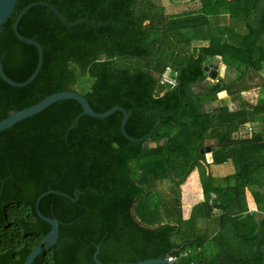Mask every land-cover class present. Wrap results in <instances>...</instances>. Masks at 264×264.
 <instances>
[{
  "label": "trees",
  "instance_id": "1",
  "mask_svg": "<svg viewBox=\"0 0 264 264\" xmlns=\"http://www.w3.org/2000/svg\"><path fill=\"white\" fill-rule=\"evenodd\" d=\"M36 1L68 23L87 21L65 25L44 6L21 16L17 32L41 46V65L20 87L0 78V119L73 90L95 112L123 108L132 137L159 123L144 140L155 145L143 146L122 134L119 111L93 117L62 99L1 130L0 221L16 222V230H0L1 263L15 252L21 264L27 254L13 239L30 245L49 230L34 202L51 189L38 210L58 221L57 249L31 264H95L96 245L101 263L172 256V264H264V0H198L197 9L169 13L161 0H16L0 25V62L13 81L25 80L37 62L35 47L12 31L17 14ZM222 12L243 30L221 25ZM215 55L233 74L205 82L203 66ZM256 88L254 103L242 98ZM221 90L235 109L204 111ZM246 122H256L250 135L234 137ZM206 140H213L211 162L199 152ZM225 161L232 172L213 185L205 167ZM195 168L201 189L222 197L192 205L181 219L174 211L179 185ZM245 188L263 213L258 221L247 213ZM213 209L220 214L212 219ZM200 220H217L212 235L199 231ZM209 240L217 245L212 257Z\"/></svg>",
  "mask_w": 264,
  "mask_h": 264
},
{
  "label": "water",
  "instance_id": "2",
  "mask_svg": "<svg viewBox=\"0 0 264 264\" xmlns=\"http://www.w3.org/2000/svg\"><path fill=\"white\" fill-rule=\"evenodd\" d=\"M15 3H16V0H0V25L9 16V14L12 11ZM32 6L47 7L65 25L73 26V25H76L82 21H87V19H83V20H78V21L72 22V23H68L64 20V18L58 13V11L56 9H54L52 6H50L46 2L36 1V2H32L28 5H26L15 17L13 24H12V31L18 39H20L21 41L28 43V44L35 47V49L37 51V62H36V65H35L33 71L31 72V74L23 81H13L9 77H7L2 70V64L0 62V78L4 82H6L7 84L15 86V87H20V86L26 85L29 81H31L35 77V75L37 74V72L40 68V65H41V60H42L41 46L35 40L28 38V37H25V36H22L17 32V24H18L19 19ZM92 23L94 24V22H92ZM217 69H218V66L215 64H212V63H207L206 65L203 66V71L207 73V79L208 80L211 79V81L218 74ZM207 79H205V80H207ZM62 99H72V100L77 101L82 108V113L88 114V115L93 116V117L102 118V117L108 116L109 114H111L114 111H119L122 115L121 120H120V130L125 137H127L129 140H131L133 142H143L142 143L143 146H146V145L154 146L155 145L154 142L145 143L144 140L146 137H148L152 133V131L158 125V123H159L158 118L156 120V123L152 126V128L146 134H144L140 137H132V136L128 135L124 130V125H125V122H126V119L129 115V113L126 112L123 108H121L119 106H113L104 112H101V113L95 112L91 109V107L89 106L86 99L82 95L76 93L73 90H64V91H58V92L51 93V94L43 97L41 100H39L38 102H36L30 106L24 107V108L16 110V111L9 112L7 114V116L0 119V131L10 127L11 125L16 123L17 121H19V120H21L27 116H30L34 113L39 112L40 110H42L43 108H45L46 106L51 104L52 102H55L57 100H62ZM224 105L227 106V108L229 110L235 109V105H234V103L231 102L226 91L221 90V91L216 93L215 99H211L210 101L205 102L203 104V107H204V111L210 112V111H214V110H216V109H218ZM150 111H154V110L150 109ZM163 141L164 140H161L160 143H163ZM199 152L201 154H204L206 162H211L212 159H211L210 145H207V144L203 145L202 147L199 148ZM52 192H54V191L51 189L42 192L41 194H39V196L36 198V200L34 202L35 213L37 214V216L41 220L46 222L50 228L43 235L41 243L34 246L29 251V253L26 255V257L24 258V260L22 261L21 264H30L33 261L34 257L40 252L41 245L43 243L47 246H51L57 239V236H58V221H57V219L49 217V216H44L38 210L39 200L44 195L52 193ZM97 251H98V245L95 246V250L92 253V259L95 262V264H161V263L172 264L171 262L167 261L166 258H147L144 260H139L137 262L101 263L96 258Z\"/></svg>",
  "mask_w": 264,
  "mask_h": 264
},
{
  "label": "crops",
  "instance_id": "3",
  "mask_svg": "<svg viewBox=\"0 0 264 264\" xmlns=\"http://www.w3.org/2000/svg\"><path fill=\"white\" fill-rule=\"evenodd\" d=\"M185 2H189L190 4L185 7L184 9H197L198 8V0H183ZM196 4V6H195ZM224 6H222L223 8ZM182 9V10H184ZM180 11V10H179ZM177 12V11H175ZM219 19H220V24L221 25H224V24H230L232 26V28L234 30H236L237 32H241L244 28V26L242 25L241 22H232L229 20L228 18V14L227 13H224L222 12L220 15H219ZM207 41H204V40H194L191 44L193 46H200V45H206ZM208 63H212V64H217L218 66V76H221V77H225V78H229L232 76L233 74V71L231 69H227L226 68V65L223 63V61L221 60V57L219 55H215L213 56ZM222 67V68H221ZM252 91H256L255 93V96H254V99L253 100H248V102H251V103H254L256 101V98H257V95H258V89H253L251 91H243L241 92V96L242 98L245 100V97L243 96V93L245 92H252ZM230 98V97H229ZM233 103V102H232ZM235 105V103H234ZM256 122H246L244 123L242 126L238 127L234 133H233V136H244V135H247L249 136L251 131H252V127L253 125H255ZM207 141V140H206ZM205 141V142H206ZM211 143H213V140H211L210 143H205L204 145H210ZM211 166H220L219 168L221 169V171H224V174L221 175L219 173V175H215L213 173L212 176H214L215 180L213 181L214 184L213 185H217V183H221L222 185H224V181L223 180H219V178H222L223 176H226L228 174H230L232 172V166H231V163L229 161H225L224 163L222 164H209L208 166H206V169L209 171V169L211 168ZM223 168V170H222ZM192 173H194V179H192V184L190 185L189 181L187 180V177L184 181V183L180 184L179 185V190H178V197H177V200H176V205L175 206V209L174 211L179 215V217L181 219H186L188 216H189V212H190V209H191V206L198 203V202H201V201H210V200H217V199H220L222 197V193H219V192H214V191H203L201 189V186H200V183L198 181V173H197V170L196 168L193 169L191 171ZM210 172V171H209ZM191 173V174H192ZM190 174V175H191ZM189 177V175H188ZM244 200H245V205H246V208H247V213L249 214H252L253 215V218L255 220H259L261 217H262V214L261 212H259L256 208V204L253 200V197L251 195V192L250 190H248L247 188H245L244 190ZM171 201V200H170ZM220 214V211L219 209H213L212 210V219L215 218V216L219 215ZM217 220H210L209 222L207 220H200L198 222V228L202 230H207V233L209 235H212L213 232L215 231V227H216V222Z\"/></svg>",
  "mask_w": 264,
  "mask_h": 264
},
{
  "label": "rangeland",
  "instance_id": "4",
  "mask_svg": "<svg viewBox=\"0 0 264 264\" xmlns=\"http://www.w3.org/2000/svg\"><path fill=\"white\" fill-rule=\"evenodd\" d=\"M163 5H164V11L165 12H175V11H179V10H182L184 9L185 7H187L190 3L189 2H185L183 0H161ZM211 59V58H210ZM217 65V64H216ZM222 68V67H221ZM219 69V68H218ZM263 75H264V72H263ZM219 77V76H218ZM207 79V77H206ZM205 82H211V79L210 80H205ZM203 87V86H201ZM257 89V88H256ZM255 93L256 91H252V92H245L243 93V96L245 97V100L248 101V100H253L254 99V96H255ZM207 143H210L211 140H207L206 141ZM205 142V143H206ZM220 167V166H219ZM218 166H211V168L209 169L210 173H213L215 175H219V173L221 175L224 174V171H221V169L219 168ZM205 170L206 172H209L206 167H205ZM223 170V168H222ZM192 172H190L191 174ZM189 174V175H190ZM188 178V177H187ZM198 181H199V178H197ZM167 185L166 184H162L161 188L165 191L164 193L167 194L169 192V189L166 188ZM159 189V187H157ZM168 191V192H166ZM219 214V213H218ZM199 231H201V229H199ZM202 232H204V230H202ZM205 248V254L207 255V257H212L214 255V253L217 251V245L211 240L207 241L205 244H204Z\"/></svg>",
  "mask_w": 264,
  "mask_h": 264
},
{
  "label": "flooded vegetation",
  "instance_id": "5",
  "mask_svg": "<svg viewBox=\"0 0 264 264\" xmlns=\"http://www.w3.org/2000/svg\"><path fill=\"white\" fill-rule=\"evenodd\" d=\"M43 221V220H42ZM12 223H16L15 221H12V220H5V221H0V230H16L15 228H11V225L10 224H12ZM11 237V236H10ZM42 237L43 236H41V238H40V240H38V241H36V242H34V243H30V245H28V244H26V243H24V240L22 239L23 237H17V238H15V239H13V241H12V247L13 246H16L17 247V249H19L20 247H23V248H27L28 250H27V254L29 253V251L34 247V246H36V245H38V244H40L41 243V240H42ZM11 238H13V237H11ZM57 239H58V236H57ZM57 239H56V241L51 245V246H47V245H45L44 243L41 245V249H40V252L34 257V259H33V261L32 262H35V258L37 259L38 258V260L39 261H44V260H47V259H49L50 258V256H52L53 255V253L56 251V242H57ZM15 252H13L12 254H11V259L9 260V261H7V262H4V263H1V261H0V264H15V259H16V256L17 255H15L14 254ZM26 254V255H27ZM26 257V256H25ZM50 260V259H49ZM31 262V263H32ZM22 263V262H21ZM30 263V264H31Z\"/></svg>",
  "mask_w": 264,
  "mask_h": 264
},
{
  "label": "built area",
  "instance_id": "6",
  "mask_svg": "<svg viewBox=\"0 0 264 264\" xmlns=\"http://www.w3.org/2000/svg\"><path fill=\"white\" fill-rule=\"evenodd\" d=\"M217 70H218V69H217ZM217 77H218V74L215 76L214 79H212L211 82H217ZM165 258H166V260L169 261V262H171V261L174 259V257H172V256H167V257H165Z\"/></svg>",
  "mask_w": 264,
  "mask_h": 264
}]
</instances>
